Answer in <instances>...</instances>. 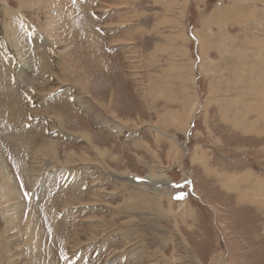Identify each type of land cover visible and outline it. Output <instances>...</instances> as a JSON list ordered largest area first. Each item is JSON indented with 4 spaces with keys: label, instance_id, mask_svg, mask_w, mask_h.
<instances>
[{
    "label": "rangeland",
    "instance_id": "obj_1",
    "mask_svg": "<svg viewBox=\"0 0 264 264\" xmlns=\"http://www.w3.org/2000/svg\"><path fill=\"white\" fill-rule=\"evenodd\" d=\"M0 264H264V0H0Z\"/></svg>",
    "mask_w": 264,
    "mask_h": 264
}]
</instances>
